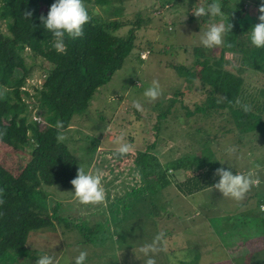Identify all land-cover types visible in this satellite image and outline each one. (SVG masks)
I'll list each match as a JSON object with an SVG mask.
<instances>
[{
  "label": "rangeland",
  "instance_id": "374dc122",
  "mask_svg": "<svg viewBox=\"0 0 264 264\" xmlns=\"http://www.w3.org/2000/svg\"><path fill=\"white\" fill-rule=\"evenodd\" d=\"M248 1L252 5L264 3V0ZM203 2L122 0L120 5L105 11L94 9L104 18H118L126 23L134 21L137 13L150 19L136 31L135 48L122 69L115 72L109 83L95 93L87 112L74 116L70 127L62 130L66 136L63 142L79 166L84 167L86 172L99 169L104 173L102 182L105 200L100 204L82 205L74 197L75 190L43 186L45 199L34 202L32 210L47 214L49 205L62 202L61 214L65 220L54 221L50 227L30 232L26 242L29 254L14 264H36L38 257L44 254L52 256L59 264H74L82 251L87 252L85 264H145L148 257L139 248L151 243L161 232L165 234V242L161 244L163 250L151 254L156 264H264L263 255L256 251L253 242L247 241L255 235L254 220L248 209L254 204L264 205V155L260 157L259 154L256 160L263 165L259 170H256L251 154L245 161L241 152L250 146L249 140L235 147V155L230 156L226 152L227 162L234 166L243 164L247 168L244 174L255 170L261 181L242 201L225 198L216 189L199 192L187 199V196L176 190L175 185H168L167 189L161 190L153 179L143 178L148 170L145 159L150 152L168 170L166 166L175 164L171 160L176 155L182 162V158L191 156L189 150L195 151L201 146V135L192 130L190 125L191 120H195L193 117H197L195 114L200 106L199 101L204 95H197L194 88L188 93L187 83L170 65L182 64L188 68L193 65L195 58L203 60L217 50L207 49L200 43L199 34L207 30L208 24H203L201 17H196L192 12L194 7L204 6ZM128 29L127 25L119 34L125 35ZM0 30L5 32L3 23H0ZM25 56L26 62L34 66L25 86L32 95V87L40 84L48 65H42V60L29 52ZM153 81L159 82L161 95L155 101H150L144 92ZM177 92L185 98L178 96ZM136 102L141 104L142 111L134 107ZM156 105L159 108L154 110ZM166 106L171 107L173 116L167 117L160 125L156 124V115L165 111ZM34 116L32 111L28 122L33 121ZM170 119L173 121L171 125ZM199 120L201 123L204 121L202 132H207L206 120H202V117ZM200 121L196 118L193 124L198 125ZM212 123L215 124V121ZM156 127L161 131L157 145L154 150L146 152L144 148L154 141ZM27 128L32 130L33 127L27 125ZM121 132L125 133V140L134 149L123 156L116 153V140ZM17 133L14 129V134ZM256 138L255 144H263V140L256 136L251 137V140ZM4 141L11 143V146L14 144V141L10 142L6 138ZM8 146L0 145L1 162L11 147ZM168 147L172 153H164ZM175 151L178 154H174ZM163 155L171 158H164ZM23 159L26 157L17 153L9 154L6 165L15 173L14 167L20 165ZM225 170H231L233 174L235 172L230 167ZM141 186L144 189L138 191ZM151 192L157 194L153 203L148 200ZM115 197L118 199L114 203ZM185 199L189 204L183 203ZM126 202L132 209L122 210ZM192 205L196 207L191 209ZM112 207L114 214L111 213ZM199 212L205 214L203 216L208 218V222ZM253 254L257 256L252 257Z\"/></svg>",
  "mask_w": 264,
  "mask_h": 264
},
{
  "label": "trees",
  "instance_id": "16d2710c",
  "mask_svg": "<svg viewBox=\"0 0 264 264\" xmlns=\"http://www.w3.org/2000/svg\"><path fill=\"white\" fill-rule=\"evenodd\" d=\"M55 2L0 0V23L5 26V32L0 30V133H5L0 137V145L11 146L4 138L14 141L11 147L8 146L4 160L0 161V189L4 193L0 197L4 200L0 205V264H14L28 256L26 242L30 232L50 227L54 221L65 220L61 214L62 202L49 205L47 214L34 212L31 208L34 202L45 199L43 186L74 190L71 181L77 176L79 164L67 145L57 142L55 125L61 121L64 127L60 131L66 130L74 116L87 112L95 93L122 69L132 53L136 31L150 20L138 13L131 23L118 18H104L94 9L105 11L120 5L122 0H84L91 18L84 26V35L77 39L66 36V51L58 53L52 46V33L40 20L42 15L47 17ZM212 2L204 0L203 5L207 7ZM219 3L223 15L201 17L202 23L223 22L226 27L232 24V30L224 35V42L225 45L233 44V47H216L213 55L203 60L195 58L188 68L182 64L170 66L187 83L188 93L194 88L197 95H204L199 101L200 109L227 112L226 130L256 136L263 140L264 145V48L253 46L247 34L259 23L261 3L252 5L248 0H219ZM249 5H252L250 9ZM25 12H31V18H25ZM127 25L126 34L120 35L119 31ZM26 52L41 59L42 65H48L40 84L32 87V95L25 89L34 69L26 62ZM177 94L185 98L182 93ZM29 98L31 100L25 101ZM237 99L241 104L251 106V111L245 112L236 106ZM156 106L154 110L159 108ZM32 111L40 122H28ZM167 114L160 111L156 115V124L165 122ZM27 125L32 126V130H28ZM14 129L17 134H14ZM156 129L154 141L144 148L146 152L154 150L157 145L161 131ZM199 130L203 136L202 129ZM207 130L203 133H210V129ZM30 132L33 133L30 135ZM203 137L206 139L200 137V145L206 147L208 137ZM14 153L26 157L24 162L20 161V165L14 167L15 173L6 165L9 154ZM178 160L172 161L175 162L172 169H183L186 161L188 165L195 164L185 166L187 176L176 185V190L184 196L210 188L220 179L215 175L217 169L222 168L219 164L214 163L206 169L202 162L199 165L188 157L182 158V162ZM145 165L148 170L144 179L154 178L159 188L170 185L163 175L164 165L151 152L146 156ZM142 189L143 186L137 190ZM156 196L151 192L149 202L153 203ZM117 199L115 197L114 203ZM112 209L114 214V207ZM129 209L132 207L126 202L122 210ZM252 222L255 235L247 241L253 242L264 260V219ZM106 223L107 218L104 225Z\"/></svg>",
  "mask_w": 264,
  "mask_h": 264
},
{
  "label": "clouds",
  "instance_id": "9594fccd",
  "mask_svg": "<svg viewBox=\"0 0 264 264\" xmlns=\"http://www.w3.org/2000/svg\"><path fill=\"white\" fill-rule=\"evenodd\" d=\"M260 15L258 16L259 23L255 24L252 29L247 33L249 35L251 44L256 48H264V3H262L258 9ZM196 17H217L222 16L221 4L219 0H213L207 7L199 6L194 7L192 12ZM25 18H31V12L24 13ZM90 15L84 0H56L50 7V10L45 18L43 15L40 20L44 28L52 33L53 48L58 53H64L66 51L65 37L70 39H77L84 35V26L89 23ZM233 25L230 24L227 27L223 22L210 23L206 31H201L199 34L200 43L207 49H212L220 46H226L228 48L233 47V44L228 43L225 45L224 35L227 31L232 30ZM2 95V93H0ZM161 95L160 85L158 81H153L152 85L144 92V96L150 101H155ZM235 105L241 107L243 111H251V106L247 104H241L237 99ZM137 110L142 111V106L139 102L134 104ZM55 127L57 128V142H63L66 136L61 129L64 125L61 121H57ZM5 133H0L2 137ZM117 148L116 153L118 155H127L131 153L133 145L125 140V133L121 132L120 136L116 140ZM229 155H235L237 149L235 147H229L226 149ZM256 168H260V165H256ZM104 173L97 169L95 172L89 170L85 171V168L79 166L76 178L71 181L74 188V197L82 205H95L104 202L105 189L103 187ZM216 176L220 179L213 186L214 189L222 193L223 197L231 198L235 201H242L246 194L254 187L261 183L255 170H250L247 174L236 173L233 174L231 170H225L224 168L217 169ZM3 189H0V197L3 196ZM4 203L3 199H0V205ZM165 234L163 232L157 234L151 243L142 245L139 251L148 257L145 260V264H156V260L152 258L151 254H156L163 250L161 247L164 241ZM87 259V252L82 251L75 258L74 264H85ZM36 264H59L52 256L47 254L38 257ZM70 264V262H66Z\"/></svg>",
  "mask_w": 264,
  "mask_h": 264
},
{
  "label": "crops",
  "instance_id": "0c3cea01",
  "mask_svg": "<svg viewBox=\"0 0 264 264\" xmlns=\"http://www.w3.org/2000/svg\"><path fill=\"white\" fill-rule=\"evenodd\" d=\"M162 112H168V114H167L168 118H170L171 115L173 116V113H172L173 111H172L170 106H166L165 111H162ZM175 112H176V110H175ZM187 114L190 115L191 113L187 112ZM195 115H197V117H195V116L193 117V119H195V120H191L192 124L190 125V127L192 128V130H194L195 132L197 131L199 133V131H200L199 129H202V127L204 126V124H203L204 121L201 123V121L199 120L200 117H202V120H206L205 121L206 122L205 123V127L210 129V133L207 135V134H204L202 132L203 136L208 137V142L206 143L207 144L206 147L205 146H198L195 151L189 150L188 153H191V156H186V157H188L190 159V161H193L195 163L197 162L199 165H200V162H202V167H204L206 169L207 168L208 169L211 168L213 166V164L216 163V164L221 165L222 168H224V169L229 168V167L232 168L235 171L234 174H236V173H244L243 171H247V168L244 167L243 164H241L240 166H234V164H230L229 162H227V160H226V158H227L226 149L229 148V147H236L237 145H240V144L242 145L243 142L247 143L246 141L249 140L248 144L250 146L249 147L248 146L245 147L243 149V151L241 152L242 155H244L243 157H245V161L247 159L246 157L249 154H251L250 157L255 162L254 165L255 166L256 165H260V168L263 166L261 163H257L256 160L259 158V154H260V157H261V155H264V145L260 144L261 142H258V143L255 144V141H257V138H256V140L252 141L250 135H241V134H238L236 131H230L229 132L228 130H226V116L228 117V115H229L227 112L220 111V110L213 111V112H208L207 110L200 109L199 106H198ZM210 116H212V119L210 118ZM221 117L223 119H221ZM196 118H197V121H200L198 125L197 124H193V123L196 122ZM170 121H169V125H171L172 122H173L171 119H170ZM214 121H215V124L212 123ZM175 122L178 123L177 120ZM203 136H201V138L206 139ZM226 146H228V147H226ZM239 149H238V151L240 152ZM164 153H167V154L172 153L171 148L168 147V149L164 150ZM176 153H177V151H175L174 154H176ZM163 156H164V158H171V157H166L165 155H163ZM230 156H232V155H230ZM176 159L180 160V157L178 155H176L171 161H175ZM231 160H233V158ZM183 164L185 166H189V165L193 166V165H195L194 163L188 165L187 161L185 163H183ZM161 165H162V163H161ZM185 166H184L185 169L183 168V169H180V170H174V169H172V166H166V168L168 170L164 169L163 170V173H164L163 175H164V178H166L170 182V185H175L176 186L177 183L182 182L186 178L187 175L185 174L186 173V167ZM260 168H258V169L256 168V170H259ZM250 169H252V168H250ZM152 179L154 180V178H152ZM157 188H159V187H157ZM159 189L163 190V189H167V188L165 187V188H159ZM209 189L215 190L213 188V186H211L210 188L204 189V190H202L200 192H206ZM197 193H199V192L187 195V199L188 198H193V195H195ZM251 200L252 199H250V201ZM157 202H158V200H157ZM166 202L167 201H165L164 204ZM183 203L184 204H189V203L186 202V199L183 200ZM195 207H196V205L194 207L192 205L191 209H194ZM263 207H264V205H262V204L251 205L250 209H248V210L251 211V216H250L251 219L258 220V221L260 219H264V209H262ZM258 212L260 213V215L258 214ZM198 214L200 216H202L203 219H205V222H208L207 221L208 218L203 216L205 214H202L200 212ZM256 256H257L256 254L252 255V257H256Z\"/></svg>",
  "mask_w": 264,
  "mask_h": 264
},
{
  "label": "built area",
  "instance_id": "2783aa9c",
  "mask_svg": "<svg viewBox=\"0 0 264 264\" xmlns=\"http://www.w3.org/2000/svg\"><path fill=\"white\" fill-rule=\"evenodd\" d=\"M148 54V53H147ZM143 55H141V58L144 59V56L142 57ZM34 119L33 120H36L37 122H40L38 118L36 117H33Z\"/></svg>",
  "mask_w": 264,
  "mask_h": 264
}]
</instances>
